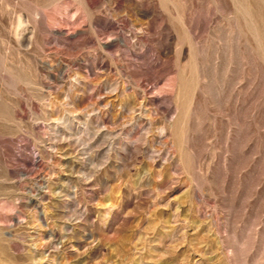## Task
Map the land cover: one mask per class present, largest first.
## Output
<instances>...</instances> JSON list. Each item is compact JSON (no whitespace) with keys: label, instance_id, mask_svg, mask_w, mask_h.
<instances>
[{"label":"rangeland","instance_id":"1","mask_svg":"<svg viewBox=\"0 0 264 264\" xmlns=\"http://www.w3.org/2000/svg\"><path fill=\"white\" fill-rule=\"evenodd\" d=\"M0 264H264V0H0Z\"/></svg>","mask_w":264,"mask_h":264}]
</instances>
